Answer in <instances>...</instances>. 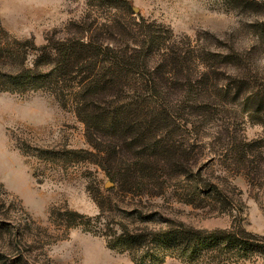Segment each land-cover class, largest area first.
I'll return each mask as SVG.
<instances>
[{"label": "rangeland", "instance_id": "374dc122", "mask_svg": "<svg viewBox=\"0 0 264 264\" xmlns=\"http://www.w3.org/2000/svg\"><path fill=\"white\" fill-rule=\"evenodd\" d=\"M142 21L194 48L186 72L196 78L209 65L218 87L197 102L198 91L178 86L167 121L149 130L157 120L148 117L146 134L168 135L175 160L161 178L169 191L140 197L112 180L78 115L93 54L80 46L78 62L68 53L92 41L131 55ZM1 42L10 47L0 76L40 58L51 79L25 91L0 83V264H264V110L254 112L264 104V0H0ZM238 74L241 98L254 94L245 105L229 87ZM103 141L102 150L112 144ZM118 150L122 168L138 152ZM191 187L195 197L186 196ZM124 224L226 230L236 241L211 239L188 257L170 251L141 262L108 244Z\"/></svg>", "mask_w": 264, "mask_h": 264}, {"label": "trees", "instance_id": "16d2710c", "mask_svg": "<svg viewBox=\"0 0 264 264\" xmlns=\"http://www.w3.org/2000/svg\"><path fill=\"white\" fill-rule=\"evenodd\" d=\"M140 24L144 30H141L140 40L131 55L126 49L119 50L113 45H107L104 48L107 55L105 58L101 55V50L104 49L92 41L73 44L71 53L68 54L75 59L77 57L78 62L84 60L82 48L85 47L93 54L86 65L91 71L95 69L96 72L83 80L79 91L78 115L86 124L87 134L95 148L104 153L100 156L103 165L106 162L110 164L106 170L112 180L127 192L143 197L166 194L169 191L161 178L165 175L166 167L173 166L171 164L173 159L175 160V152L168 135L158 133L147 135L148 130L144 126H147L146 120L148 117L151 121L157 120L149 125V130H155L160 127L158 124L167 121L169 111L165 104H168L171 91L176 87L187 84L192 86L193 91L188 92L198 91V102L210 99L216 92L218 84L212 78L209 65L200 64L201 75L196 78L186 72L190 60L193 61L192 54L196 52L194 48L189 49L186 44L165 39L159 33L160 30L146 27L143 21ZM9 47L8 44L3 46L1 42L0 55ZM99 62L102 65H98ZM39 68L40 58L36 59L32 66L27 65L24 58L13 66L8 74H1L0 83L13 85L21 91L29 87H39L43 84L41 81L51 79V75L42 73ZM239 76L240 74L234 78L233 85H229L231 91L238 96L244 87V82ZM253 98L252 93L239 97L244 105ZM254 105H256L254 112L264 110V104ZM136 127L138 131L135 130ZM96 136L100 137L101 142L93 138ZM105 137L109 138L112 144H108L107 149L102 150L101 143ZM120 144L129 148L128 151L138 149L135 159L133 161L128 159L125 168L120 166L124 160V156L118 150ZM184 191L189 197L197 195V189L193 187L184 188ZM115 230L108 239V244L130 250L141 262L150 258H165L166 253L170 251L179 257H188L199 253L211 239L221 238L227 243L236 241L233 232L221 230L209 235L206 231L185 225L181 228L163 226L138 230L124 224ZM242 232L247 234L245 230ZM242 243L250 242L243 239Z\"/></svg>", "mask_w": 264, "mask_h": 264}, {"label": "water", "instance_id": "95a60500", "mask_svg": "<svg viewBox=\"0 0 264 264\" xmlns=\"http://www.w3.org/2000/svg\"><path fill=\"white\" fill-rule=\"evenodd\" d=\"M112 184H113L112 182H108V183H107V186H110V185H112Z\"/></svg>", "mask_w": 264, "mask_h": 264}]
</instances>
